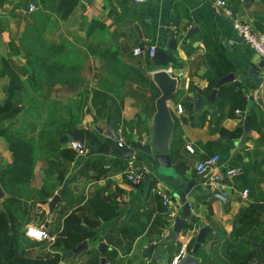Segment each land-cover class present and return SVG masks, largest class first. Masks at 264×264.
Masks as SVG:
<instances>
[{"label":"crops","instance_id":"0c3cea01","mask_svg":"<svg viewBox=\"0 0 264 264\" xmlns=\"http://www.w3.org/2000/svg\"><path fill=\"white\" fill-rule=\"evenodd\" d=\"M223 1L230 14L214 0H73L72 5L60 0H0V58L4 59V63L0 59V101L14 93L17 103L23 106L10 127L31 137L36 144L33 173L47 179L54 176L55 167L50 174L42 171L45 163L41 165L39 152L44 146L40 147L39 143L42 140L50 143V134L62 121L64 128L69 124V130L74 127L83 134L84 143L91 150L85 157L73 153L66 162L69 186L75 185L77 191L85 195L96 189L104 201L112 200L117 205L116 216L103 226L129 223L136 211L151 210V216L164 220L160 232L149 240L142 233L127 253L118 249L113 260L118 264H124L126 259L130 263L168 264L180 247L186 253L190 251L201 225L209 227V231H205L195 255L199 264H211L215 235L224 233L232 239L234 229L244 216L239 213L248 204L253 206L257 223L239 240L250 241L251 246L255 242L252 236L264 234V97L260 96L258 88L255 99L247 96L252 87H257L252 77H259L260 60L231 26V20L237 18L249 22L254 29H264V0ZM29 2L35 4L31 11L27 10ZM192 25L197 30L182 44L185 30ZM170 32L175 43L167 50L168 71L176 77L175 91L167 103L173 109L169 144L171 169L158 172L150 156L133 154V163L145 167V172L136 183H131L122 172L126 164L121 157L112 151H94L95 147L117 143L95 127L105 131L112 121L121 147L147 140L153 100L158 94L150 79L155 67L150 65V59L132 55L131 48L137 44L164 48ZM222 57L229 62L227 72L234 74L232 80L224 83H236L233 90H239L242 97L239 101L230 97L218 104L214 94L212 102H204L200 118L196 119L192 106L187 109L181 102L192 104L196 90L207 94L211 89L206 90L209 80L217 79L215 70L227 73L208 63L219 64ZM42 62L50 68L48 75ZM71 65L72 69L66 68ZM59 68H64L63 73L56 71ZM15 81L18 86L11 91L9 86ZM151 84L157 90L156 95ZM94 90L98 93L93 94ZM233 101L240 104L234 109L241 114H227ZM177 103L181 106L180 112L175 110ZM246 114L249 116L247 129L243 126ZM9 122L3 119L1 123L6 126ZM218 127L236 133L221 135ZM67 132L62 131L57 136ZM89 134L97 144H92ZM6 143L0 134V167L10 161ZM57 143L58 149L66 146ZM187 145L191 151L187 150ZM212 153L219 155L221 164L238 165L242 169L239 175L224 176L219 189L211 188L209 173L199 174L194 168L197 160ZM96 158L110 166L98 178H86L83 172L89 175L92 171L85 166ZM189 180L191 188L185 194V201L193 219L185 223L174 239L163 241L175 216L171 220L167 218L166 207L155 199L154 187L158 185L171 195L179 206V215L180 203L174 191ZM243 188L247 190L246 195L241 194ZM214 190L219 191L217 195ZM59 202L49 216L46 203L36 202L33 212H44L42 224L46 227L57 214ZM148 242L152 244L150 256L143 259L140 249Z\"/></svg>","mask_w":264,"mask_h":264},{"label":"trees","instance_id":"16d2710c","mask_svg":"<svg viewBox=\"0 0 264 264\" xmlns=\"http://www.w3.org/2000/svg\"><path fill=\"white\" fill-rule=\"evenodd\" d=\"M64 1H66V4L67 2L70 5L73 4V0H60V2ZM66 9L68 10V8H65V11ZM1 61L4 63V59H1ZM3 63L2 65H4ZM208 63L221 72H227L230 68L228 60L224 57L220 58L219 64L213 63V61ZM41 64L45 67V74L48 75L50 68L43 62ZM66 68L72 69L73 66ZM63 69L59 68L56 71L63 73ZM5 70L7 73L11 72L9 69ZM67 72L65 69V73ZM16 82L9 86L10 90L18 86ZM213 83L214 80H209L206 90L210 89ZM234 85L236 83L219 85L214 100L220 104L230 97L241 98L240 91L233 90ZM190 88L192 87L190 86ZM151 90L153 95L157 94V90L152 84ZM96 93L98 91L94 90L93 94ZM238 101L229 104L227 114H233L234 108L240 105ZM100 103L104 104L102 101ZM181 105L187 109L192 106L190 102L185 104L181 102ZM21 108L23 106L17 103L14 93L7 94L0 101V134L7 142V148L10 151V161L0 167V186L8 194L7 197L0 200V264H56L58 261L63 260L67 250L83 239H86L87 247L78 251L72 257L63 260L64 263L73 264L75 257L82 253L85 256L76 264H98L100 253L95 248L98 236L106 243L103 256L107 259V262L102 264H118L113 261L118 249H122L123 252L127 253L135 238L140 234L145 233L149 240L153 234L160 232L164 220L157 215L151 216V210L141 213L136 211L129 223L103 226L104 222H108L116 216V203L112 200L104 201L100 192L96 189L85 195L82 191H77L75 185L69 186L68 181L70 180L65 176V165L74 152L65 147L58 149L59 144L56 141L57 134L62 131H69V124L64 128V122L61 121L59 125H56L54 132L50 134L51 142L46 143L45 140H42L39 143L40 147L44 146V148H40L39 152L41 165L43 166V163H45L42 167L43 173L50 174L49 171L53 167L56 168L52 179L33 173V153L36 144L31 137L24 136L10 127L16 121V115ZM3 119H9V124L3 126L1 123ZM212 130H215V128ZM217 131L221 135L228 136H234L236 133V131H227L222 127H218ZM88 136L92 144H97L94 136L91 134ZM109 166L110 164L105 163L102 159L96 158L89 161L85 166L87 169H91L92 173L89 175L86 172L83 173L86 178H98L104 174ZM63 181H66V183L59 193L61 202L58 203L59 208H55L57 214L51 224L47 226L52 239L46 241L48 246H41V249L31 254L28 246L42 245L45 243V239L34 240L24 234L23 225L30 218L26 200L30 198L36 200V202H45L54 190L62 185ZM31 182H33V185H30ZM30 190L33 191L31 194L29 193ZM154 195L158 204L163 207L155 193ZM253 211L252 204H248L240 211L239 216H244L240 219L239 226L234 229L232 239L224 236V233L215 235L211 264H264V234L251 237V240L255 241L254 246H250V241L239 240V237L252 224L257 223V217ZM40 213L39 216L41 215L43 219V214ZM140 214H142L143 220L140 219ZM124 264L141 263H130L126 259Z\"/></svg>","mask_w":264,"mask_h":264},{"label":"water","instance_id":"95a60500","mask_svg":"<svg viewBox=\"0 0 264 264\" xmlns=\"http://www.w3.org/2000/svg\"><path fill=\"white\" fill-rule=\"evenodd\" d=\"M197 27L192 25L188 27L183 35V39L181 41L182 44H185L188 36L195 32ZM174 39L172 37L171 32L168 34L166 39L165 47L154 46L153 53L150 57V65L155 67L150 72V79L158 90V94L155 96L153 100V111L150 116V123L148 126V137L147 140L143 143H134L132 145L121 147L117 144L108 146H98L94 148V151L97 153H108L112 151L117 156L123 159V162L126 161V158L133 154H143L150 156L153 160V163L157 167L158 172H169L170 160H169V144H170V136L173 127V118L172 112L173 109H170L168 106V101L171 99V96L176 88V77L171 75L168 71V54L167 50L174 46ZM215 75L217 76L216 81L213 83V86L209 90V92L203 95L200 91L196 90L194 92V99L192 100V112L195 114L196 119L200 118V110L203 107L205 101L212 102L213 96L219 85L226 81H230L233 79V72H227L225 74H221L217 70H215ZM259 75V74H258ZM254 84L257 85L259 89V94L261 97H264V84L259 83V77L253 78ZM249 120V116L246 114L243 118V126L247 129V123ZM95 127V125H94ZM97 131L103 132L108 138L116 141L119 139L118 132L112 121L108 122L107 129L102 131V129L95 127ZM68 139H75L80 143H84V136L77 129L71 127L69 132L62 133L57 136V141L60 143H65ZM170 167V168H169ZM191 180L187 181L186 184L178 188L174 191V196L177 197L180 203V212L179 215L175 216L173 219V224L171 227L167 229L165 235H163L162 240H172L176 237L177 233L183 230L186 222L193 219V215L189 214L188 204L185 201V194L190 191L191 188ZM66 181H63L62 185L47 199V213L50 215L54 205L61 201L60 190ZM219 191L214 190L213 193L217 195ZM8 196L2 190L0 186V199L2 197ZM170 224V222L168 223ZM205 231H209V227L206 225H201L197 228V231L194 236V240L191 245V249L189 252L185 253L183 258L180 261V264H199L198 259L195 255L197 248L202 245V237ZM96 250L100 253L98 264H102L105 260L103 256L104 249L106 247L105 242L97 237ZM255 242L251 243V246L254 245ZM151 243H146L140 249V257L143 259H147L150 256L151 251ZM87 247L86 239L79 241L74 247L67 250L66 254L63 257V260H66L72 257L78 251ZM207 248V245H204ZM63 260L58 261L56 264H65ZM146 264H154L151 261H147Z\"/></svg>","mask_w":264,"mask_h":264},{"label":"built area","instance_id":"2783aa9c","mask_svg":"<svg viewBox=\"0 0 264 264\" xmlns=\"http://www.w3.org/2000/svg\"><path fill=\"white\" fill-rule=\"evenodd\" d=\"M135 2H140L141 0H133ZM218 5L222 6L223 11L226 14H230V10L224 6L223 0H214ZM35 8V4L29 2L27 4V10L31 11ZM231 26L235 32L240 35L242 40L258 55L260 60L259 68V83L264 84V29H254L250 26L249 22L244 20H239L233 18L231 20ZM153 44H137L131 48V54L138 57L150 59L153 53ZM257 87H252L247 96L255 99ZM175 110L180 112L181 106L177 103L175 104ZM235 113L241 114L238 109H234ZM118 146H122L121 141L117 140L116 143ZM65 145L68 149L74 152L78 156L85 157L90 153L89 148L85 143H80L75 139H68L65 142ZM188 151H191L190 146H186ZM133 155H130L126 158L125 164L126 167L123 169V173L128 181L131 183H136L144 174L145 167L141 165H135ZM195 171L199 174L209 173V184L211 188L219 189L221 187V181L224 176L233 177L239 175L242 172V169L238 165H223L219 162V155L217 153H212L208 156L202 157L195 163ZM154 193L158 197L160 203L166 207V215L169 220L173 219L174 216L178 215L179 206L172 201L171 195L161 188L160 186L154 187ZM246 189L241 190L242 195H246ZM24 234L34 240H43L51 239L46 225L34 226L32 224H26L24 228ZM40 233L41 235L36 236L32 233ZM186 251L183 247H180L170 258L168 264H180L181 259L185 255Z\"/></svg>","mask_w":264,"mask_h":264},{"label":"rangeland","instance_id":"374dc122","mask_svg":"<svg viewBox=\"0 0 264 264\" xmlns=\"http://www.w3.org/2000/svg\"><path fill=\"white\" fill-rule=\"evenodd\" d=\"M63 147H66V146H63ZM66 148H67V147H66ZM169 168H170V167H169ZM66 178H67V177H66ZM32 192H33L32 190L29 191L30 194H31ZM54 192H55V191H54ZM54 192H53V193H54ZM34 201H35V202H34ZM46 201H47V200H46ZM46 201H45V202H42V205H44V204L46 203ZM35 204H36V200H31L30 198H28V199L26 200V206L28 207L27 210H28V213H29L30 218H29L28 221L23 225V230H24L26 224H32V225H34V226H39V225H41L42 222H43L42 216H41V215L39 216V213H40V212H38V211L33 212V211H35V209H34ZM40 214H43V215H44V212L41 211ZM42 225H44V223H43ZM51 239H52V238H51ZM51 239H45V240H44L45 243L42 244V245H38V246H35V245H29V246H28V249L30 250V253H31V254H34V253L37 252L39 249H41V246H48L46 243H47L48 241H50ZM46 241H47V242H46ZM195 254H196V252H195ZM84 256H85V255L82 254V253H81V254H78V255L75 257L73 264L79 263V262L83 259ZM165 264H166V263H165Z\"/></svg>","mask_w":264,"mask_h":264},{"label":"snow or ice","instance_id":"6c2138e0","mask_svg":"<svg viewBox=\"0 0 264 264\" xmlns=\"http://www.w3.org/2000/svg\"><path fill=\"white\" fill-rule=\"evenodd\" d=\"M32 234H33V235H36V236L41 235L40 233H36V232H33Z\"/></svg>","mask_w":264,"mask_h":264}]
</instances>
